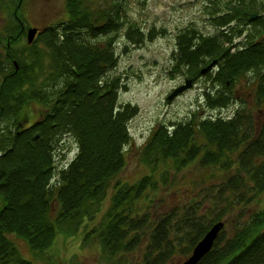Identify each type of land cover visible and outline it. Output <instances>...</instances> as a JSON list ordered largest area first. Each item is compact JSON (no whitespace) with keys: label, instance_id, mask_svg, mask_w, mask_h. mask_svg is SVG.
<instances>
[{"label":"trees","instance_id":"obj_1","mask_svg":"<svg viewBox=\"0 0 264 264\" xmlns=\"http://www.w3.org/2000/svg\"><path fill=\"white\" fill-rule=\"evenodd\" d=\"M21 3L0 0L5 13L0 24V264H33L10 235L23 239L34 259H43L58 235L71 237L94 219L110 190L102 222L83 240H96L114 264H128L133 253L139 264H171L177 252L185 259L213 224L225 223L233 204L249 203L254 208L249 217L229 235L222 228L196 264H264V116L254 118L240 107L227 117L196 119L192 113L188 121L160 124L141 148L139 159L148 172L135 182H120L131 140L128 122L137 107L118 104L125 85L108 76L117 64L115 40L121 30L125 42L140 45L153 39L155 29L145 32L130 22L116 1L94 8L66 0V20L39 30L32 43H21ZM260 9L229 2L211 19L215 34L193 28L177 34L172 68L185 69L191 80L206 77L215 87L204 91L207 108L226 107L243 78L250 81L246 86L253 89L255 107L264 103ZM254 23L262 29L234 44L242 26ZM212 61L215 65L201 73ZM35 108L39 117L27 122ZM67 135L76 153L58 169L55 149ZM192 163L221 171L224 204L203 211L196 198L183 211L153 215L161 189L156 176L161 173L165 181L168 165L175 174ZM159 164L163 170L157 174ZM233 168L236 173L228 174Z\"/></svg>","mask_w":264,"mask_h":264},{"label":"rangeland","instance_id":"obj_2","mask_svg":"<svg viewBox=\"0 0 264 264\" xmlns=\"http://www.w3.org/2000/svg\"><path fill=\"white\" fill-rule=\"evenodd\" d=\"M21 1L20 18L25 26L22 27L24 33L21 43H27L25 37L27 28L42 30L67 18L66 0ZM115 1L121 4L130 22L136 23L145 32L151 28L155 29L153 39L146 40L140 45L125 42L121 30L115 40L117 64L109 71L108 76L119 77L120 83L125 85V88L118 91V104L137 107L136 114L128 122L131 140L124 150L125 166L116 180L132 183L148 172L139 159L140 152L147 137L160 124L169 126L188 121L192 113H196L194 115L196 119L227 117L240 107L247 108V112L251 110L254 118H263L264 103L255 107L251 102L253 89L251 86H246L250 81L244 83V78L241 80L242 83L236 86L235 99L221 109H210L205 106L204 91H213L215 88L206 77L192 80V85L184 92L169 100L167 97L174 88L183 84L185 79H189L185 69L179 71L172 68L175 64L173 56L177 34L186 28L196 29L205 35L215 34L217 29L211 19L214 15L221 14L229 2H243L248 6L254 5L256 9H262L264 0H83L84 3L94 4V8L111 6ZM261 9L260 14L264 19V9ZM4 15L5 13H0L1 25L4 24ZM241 29L242 33L233 40L234 44L244 41L247 33H254L262 28L259 23H254L242 26ZM38 117L39 111L35 108L30 111L27 122H33ZM75 153L74 139L69 135L64 136L55 149L56 167L60 169L66 165L73 159ZM167 169L171 173L164 174L166 180L162 181L161 173L158 172L162 171L163 167L159 164L158 169L156 168L158 174L156 178L161 189L152 206L153 215L183 211L187 207L185 204L188 205L196 198L204 203L203 211L208 206L213 208V204L218 207L224 204L225 194H219L218 189L220 170L215 169L211 172L195 163L175 174H172L174 169L172 164L168 165ZM227 173L235 174V168ZM111 193L112 190L102 201L93 220H85L78 232L71 237L58 235L43 259H34L23 239L11 235L9 238L17 245L21 254L33 264H114L102 255L96 240H83L90 229L102 222L103 214L109 206ZM253 209L251 203L233 204L230 207L229 217L224 218L225 233L231 234L234 227L246 220ZM127 258L128 264H139L137 253L128 254ZM183 260L184 256L177 252L173 254L170 263L181 264Z\"/></svg>","mask_w":264,"mask_h":264},{"label":"water","instance_id":"obj_3","mask_svg":"<svg viewBox=\"0 0 264 264\" xmlns=\"http://www.w3.org/2000/svg\"><path fill=\"white\" fill-rule=\"evenodd\" d=\"M251 18H255V14L251 15ZM38 33L37 28L29 27L26 30V42L28 44L32 43L36 34ZM216 61H212L210 64H208L205 68L202 69L201 73H205L207 70L211 69L215 65ZM192 85L191 79H186L183 85H180L176 89H174L167 97V99H171L174 96H177L179 93L184 92V90L188 89ZM224 223L223 222H217L213 224L209 230L203 235V237L196 243V245L193 247L191 254L184 259L182 264H196L201 260V258L206 255L210 249L213 246V243L220 232V230L223 228Z\"/></svg>","mask_w":264,"mask_h":264}]
</instances>
